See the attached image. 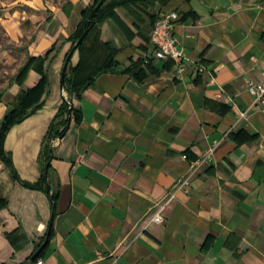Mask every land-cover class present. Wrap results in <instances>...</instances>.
<instances>
[{
	"label": "crops",
	"instance_id": "obj_1",
	"mask_svg": "<svg viewBox=\"0 0 264 264\" xmlns=\"http://www.w3.org/2000/svg\"><path fill=\"white\" fill-rule=\"evenodd\" d=\"M21 2L31 12L16 9L3 25L13 40L26 37L35 59L0 90V123L20 93L29 91L28 110L40 103L2 141L19 179L34 183L43 137L68 97L60 72L70 36L93 0L45 15L36 12L43 0ZM102 5L68 63L82 77L108 56L116 65L82 89L80 119L51 140L45 189L14 181L0 158V264L31 263L48 226L45 264H264V99L246 88L264 72V0ZM170 11L184 58L144 63L153 23Z\"/></svg>",
	"mask_w": 264,
	"mask_h": 264
},
{
	"label": "trees",
	"instance_id": "obj_2",
	"mask_svg": "<svg viewBox=\"0 0 264 264\" xmlns=\"http://www.w3.org/2000/svg\"><path fill=\"white\" fill-rule=\"evenodd\" d=\"M98 1L99 0H93V3L82 11L81 19L78 24V27L76 31L74 32V34L70 36V40L73 43L77 40V38L80 36L83 30L87 29V32L84 36L85 38L87 33L91 29H93L94 24L100 19L101 11L104 8V6L102 5L103 3L97 9L94 15L93 21L91 23H88L86 21L89 11L95 6V4ZM178 19H179V16H178ZM84 38L77 45L76 48H80L82 46ZM34 59H35L34 57H31L26 54L24 63L18 68L17 73L13 77L8 79V83L12 81L13 78L15 79L20 78ZM115 65L116 63L114 62L113 58L111 56H108L106 60L104 61V63L101 65H98L92 74H89L86 77H82L80 76L78 72L79 64L76 66H71L69 63L67 64V67L64 72V77H63V87L67 92V95H68L67 99L71 101L72 106L69 107V103L63 100L60 103L56 113L54 114L53 118L51 119L49 123L48 129L43 137L40 152H39L41 173H40L38 180L34 183H29V182L22 181L19 179L16 171L14 170L9 154L6 153L2 148L3 137L7 129L12 124L20 121L23 117L33 112L40 105L39 102L37 103L35 102V104H33L29 110L27 109L26 104H27V97L29 95V91H26V92L24 91L17 96L14 108L8 114L5 115V117L2 119L0 123V158L2 159L5 167L9 170L11 177L14 181H18L24 187H27L30 189H37V190L45 189L44 187V180H45L44 168L46 165H48L49 159L51 157V153H50L51 152V145H50L51 140L54 138H59L60 136L63 135V133L68 128L71 117L75 121H78L80 119L79 110L73 106V102L80 96L82 89L86 87L93 80V78L95 77L97 73L111 69ZM39 70L41 71V69ZM45 82H46L45 75H42V78L37 83L34 90L40 93L43 89ZM69 110H70V115H68ZM53 199L54 197L53 195H51L50 200L53 201ZM43 239L44 237H42L41 240L36 244L35 249L41 244ZM39 255L37 257H39ZM27 264H31V263H27Z\"/></svg>",
	"mask_w": 264,
	"mask_h": 264
},
{
	"label": "built area",
	"instance_id": "obj_3",
	"mask_svg": "<svg viewBox=\"0 0 264 264\" xmlns=\"http://www.w3.org/2000/svg\"><path fill=\"white\" fill-rule=\"evenodd\" d=\"M178 20L176 11H170L161 14L154 21L149 40L151 45L150 54L144 58L143 62L148 63L150 59L164 60L170 58L176 62L184 58V52L179 43L177 42L173 28ZM246 88L250 94L254 96L255 102H263L264 99V72L263 76L258 81H248ZM245 112H240L244 115ZM152 219L156 222H162V217L159 212H156ZM31 264H45L41 257H36Z\"/></svg>",
	"mask_w": 264,
	"mask_h": 264
},
{
	"label": "rangeland",
	"instance_id": "obj_4",
	"mask_svg": "<svg viewBox=\"0 0 264 264\" xmlns=\"http://www.w3.org/2000/svg\"><path fill=\"white\" fill-rule=\"evenodd\" d=\"M67 0H43V7L36 11L42 15L49 12L52 7L59 6ZM21 0H0V90L8 83V79L13 77L18 68L24 63L26 58V37H20L13 40L4 27V19L10 15L15 17L14 11L24 10L31 12L29 6L22 5ZM23 27L30 28V21L24 19L21 21Z\"/></svg>",
	"mask_w": 264,
	"mask_h": 264
},
{
	"label": "water",
	"instance_id": "obj_5",
	"mask_svg": "<svg viewBox=\"0 0 264 264\" xmlns=\"http://www.w3.org/2000/svg\"><path fill=\"white\" fill-rule=\"evenodd\" d=\"M103 3V0H99L95 6L89 11L86 21L88 23H91L93 21L94 15L97 11V9L99 8V6ZM87 32V29H84L83 32L80 34V36L77 38V40L72 44L69 52L67 53V55L65 56L62 68H61V72H60V87H63V77H64V72L65 69L67 67L68 61L72 55V53L74 52V50L76 49L77 45L82 41V39L84 38L85 34ZM64 101H67L69 103V107L72 106V103L70 100L66 99L63 97ZM68 115H70V110L68 111ZM50 232V228L48 226L45 237L42 241V243L37 247V249L30 255L29 259L27 260V262H32L40 253V251L42 250L43 246L45 245V243L47 242L48 239V235Z\"/></svg>",
	"mask_w": 264,
	"mask_h": 264
}]
</instances>
